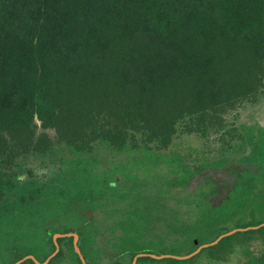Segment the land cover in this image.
Segmentation results:
<instances>
[{
    "label": "trees",
    "instance_id": "1",
    "mask_svg": "<svg viewBox=\"0 0 264 264\" xmlns=\"http://www.w3.org/2000/svg\"><path fill=\"white\" fill-rule=\"evenodd\" d=\"M262 95L264 0H0V264L42 261L55 232L89 264L212 239L239 213L208 200L223 159L178 133ZM195 176L197 216L178 222L166 200ZM57 241L48 264H82ZM161 261L190 262L136 264Z\"/></svg>",
    "mask_w": 264,
    "mask_h": 264
},
{
    "label": "flooded vegetation",
    "instance_id": "2",
    "mask_svg": "<svg viewBox=\"0 0 264 264\" xmlns=\"http://www.w3.org/2000/svg\"><path fill=\"white\" fill-rule=\"evenodd\" d=\"M261 101L264 102V95L257 101L246 102V104L254 106ZM241 106L226 115V121L220 130L210 131L206 135L198 132L187 134L198 135L207 143L202 148L194 146L200 155L206 157L221 155L223 159L220 169L205 171V174L217 184V193L209 194L208 200L211 205H215L227 198L229 199L228 202L234 204L232 208L239 213L234 216L236 223L233 218L227 219L225 230L219 234L234 228L243 229L233 231L222 237L216 244L202 248L189 258L178 259H189L190 262L186 264H196V260L204 253L207 254V264L217 262L225 264H264V121L239 120L238 110ZM181 133L184 132H179L178 136ZM202 178L201 176H195L184 189L177 188L171 192L170 197L166 200V205L171 210L172 215H175L176 219L174 218V220L188 224L194 223L198 210L197 190ZM194 181H197L193 193L196 212L191 222H183L177 217L176 212V209L181 205L180 194ZM237 184L242 187L240 193H236L233 188ZM235 194L236 197H234ZM219 234L202 242L194 239L195 246L192 250L201 243L213 240Z\"/></svg>",
    "mask_w": 264,
    "mask_h": 264
},
{
    "label": "rangeland",
    "instance_id": "3",
    "mask_svg": "<svg viewBox=\"0 0 264 264\" xmlns=\"http://www.w3.org/2000/svg\"><path fill=\"white\" fill-rule=\"evenodd\" d=\"M239 120L243 121H253V120H260V122L264 121V102H260L254 106L244 104L239 107ZM39 130H41L39 128ZM50 136H54V131L51 129L46 130ZM177 141H181L184 143L191 144L197 147H204L207 143L204 139L199 138L198 135L195 134H187L181 133L177 139ZM204 141V142H203ZM197 181H194L184 192L180 194V202L181 205L178 209H176L177 217L183 222H191L195 215V198H194V191ZM207 254L204 253L200 258L196 260V264H207L208 260L206 258ZM195 262V261H194ZM166 264V261L156 262L152 264ZM213 264H225L223 262H217Z\"/></svg>",
    "mask_w": 264,
    "mask_h": 264
},
{
    "label": "water",
    "instance_id": "4",
    "mask_svg": "<svg viewBox=\"0 0 264 264\" xmlns=\"http://www.w3.org/2000/svg\"><path fill=\"white\" fill-rule=\"evenodd\" d=\"M237 229H243V228H234V229H231V230L226 231L224 233H221L216 238H214L213 240H211L209 242L201 243L194 250H192L191 252L186 253V254H182V255L173 254V253L156 254V253H153V252L142 251V252L136 253L132 257V259H131V261L129 263H115V264H136L137 259L139 257H143V256H148V257H151V258H154V259H162V258H167V257L176 258V259H186V258H189L192 255H194L198 251H200L202 248L216 244L222 237L232 233L233 231H235ZM64 236H72V246H73V249H74L75 253L77 254L80 262L82 264H89L85 260L83 254H82V252L80 250V247L78 245V238H79L78 233L77 232H72V231L55 232V233H53L52 240H53V244H54V249L42 261L38 260L33 254L28 253V254H25V255L21 256L20 258L16 259L12 264H20L21 262H23L26 259H31L35 264H48L50 259L54 255H56V253L59 250V244H58L57 238L58 237H64Z\"/></svg>",
    "mask_w": 264,
    "mask_h": 264
}]
</instances>
